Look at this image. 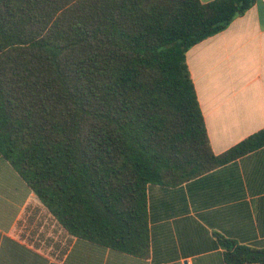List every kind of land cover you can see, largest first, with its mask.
Returning <instances> with one entry per match:
<instances>
[{
    "label": "trees",
    "instance_id": "1",
    "mask_svg": "<svg viewBox=\"0 0 264 264\" xmlns=\"http://www.w3.org/2000/svg\"><path fill=\"white\" fill-rule=\"evenodd\" d=\"M255 0H0V158L71 236L149 254L147 186L177 187L264 146L213 153L186 63ZM227 264L264 248L218 235Z\"/></svg>",
    "mask_w": 264,
    "mask_h": 264
},
{
    "label": "crops",
    "instance_id": "2",
    "mask_svg": "<svg viewBox=\"0 0 264 264\" xmlns=\"http://www.w3.org/2000/svg\"><path fill=\"white\" fill-rule=\"evenodd\" d=\"M186 63L213 153L264 128V0ZM147 224L146 258L71 236L0 158V264H227L218 235L264 248V146L180 186L148 185Z\"/></svg>",
    "mask_w": 264,
    "mask_h": 264
}]
</instances>
